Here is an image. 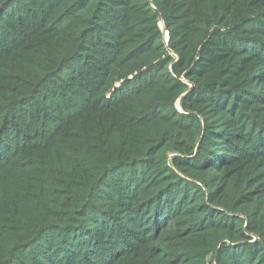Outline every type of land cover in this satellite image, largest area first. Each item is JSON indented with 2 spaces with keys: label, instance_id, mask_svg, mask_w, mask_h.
<instances>
[{
  "label": "trees",
  "instance_id": "16d2710c",
  "mask_svg": "<svg viewBox=\"0 0 264 264\" xmlns=\"http://www.w3.org/2000/svg\"><path fill=\"white\" fill-rule=\"evenodd\" d=\"M0 264H264V0H0Z\"/></svg>",
  "mask_w": 264,
  "mask_h": 264
},
{
  "label": "water",
  "instance_id": "95a60500",
  "mask_svg": "<svg viewBox=\"0 0 264 264\" xmlns=\"http://www.w3.org/2000/svg\"><path fill=\"white\" fill-rule=\"evenodd\" d=\"M166 32V31H165ZM167 40H168V35H167V32H166V39H165V43H167Z\"/></svg>",
  "mask_w": 264,
  "mask_h": 264
},
{
  "label": "rangeland",
  "instance_id": "374dc122",
  "mask_svg": "<svg viewBox=\"0 0 264 264\" xmlns=\"http://www.w3.org/2000/svg\"><path fill=\"white\" fill-rule=\"evenodd\" d=\"M162 26V25H161Z\"/></svg>",
  "mask_w": 264,
  "mask_h": 264
}]
</instances>
